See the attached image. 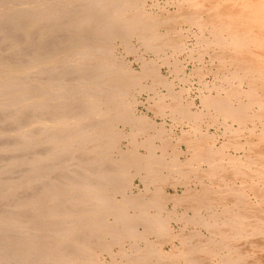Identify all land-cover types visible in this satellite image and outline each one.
Instances as JSON below:
<instances>
[{
    "label": "bare ground",
    "instance_id": "obj_1",
    "mask_svg": "<svg viewBox=\"0 0 264 264\" xmlns=\"http://www.w3.org/2000/svg\"><path fill=\"white\" fill-rule=\"evenodd\" d=\"M51 1L39 14L31 5L8 12L13 0H0V264H97L96 252L114 260L115 248L126 264H264V0H175L173 13H150L141 0H71L75 19L71 4L63 15ZM185 24L199 32L196 59L208 56L218 79L200 112L153 71L156 62L128 72L106 48L118 33L156 55L180 53ZM52 41L78 52L58 58ZM147 77L168 89L152 108L190 125L175 141L126 102ZM116 122L146 133L117 158ZM133 174L144 187L136 196ZM169 202L184 209L180 230L161 218Z\"/></svg>",
    "mask_w": 264,
    "mask_h": 264
},
{
    "label": "rangeland",
    "instance_id": "obj_2",
    "mask_svg": "<svg viewBox=\"0 0 264 264\" xmlns=\"http://www.w3.org/2000/svg\"><path fill=\"white\" fill-rule=\"evenodd\" d=\"M14 1H16V0H13V2H11V6H10V9H8V12H11L14 8L16 9V8H20V7H23V6H26V5H31V6H28V7H34V10H35V12L36 13H39V10L41 9V10H43V11H48L49 10V7H51L53 4H50V2H49V4L47 5V7H45V6H42V4H43V0L41 1V0H28V1H26V0H17V2H14ZM26 1V2H25ZM31 1H33L32 3H31ZM44 1H47V0H44ZM57 0H54V1H51V3H58V6L62 9L61 11H62V14H63V12L65 11L64 9H67L68 7H69V5L68 4H77V6H76V8L75 9H73L74 7L72 6L71 7V5H70V10H69V13L71 14V15H73V18L72 19H75L76 18V16H78V15H76V14H78L77 13V10L79 9L78 7H80L79 5H78V3H76V2H73V1H69V0H58L57 2H56ZM63 1V2H62ZM65 1H66V3H65ZM158 1V3H159V5H158V3H156ZM163 1V2H162ZM165 1L166 0H151V2L149 1V0H145L144 2H143V0H141L140 1V3L142 4V5H144L143 7H146L145 9L148 11V12H152L153 13V10L155 11H157L158 10V8L159 7H161V8H163V6H164V8L162 9V10H165V13H166V11H167V13H173V12H175L176 11V9H177V2L175 1V0H170V1H172V3L173 4H171V2L169 1V0H167L166 2V4H165ZM153 2V3H152ZM170 2V3H169ZM16 3H20V5L19 4H16ZM62 3V4H61ZM145 3V4H144ZM164 3V4H163ZM175 3H176V5H175ZM13 4V5H12ZM22 4V5H21ZM155 6H153V5ZM156 4V5H155ZM162 4V5H161ZM50 5V6H49ZM63 5V6H62ZM64 5H65V7H64ZM68 5V6H67ZM74 5V6H75ZM151 5H152V7H151ZM158 5V6H157ZM54 6V5H53ZM169 6V7H168ZM37 7V8H36ZM44 7V8H43ZM63 7V8H62ZM151 7V8H150ZM156 7H158V8H156ZM47 8H48V10H47ZM46 9V10H45ZM51 9V8H50ZM77 9V10H76ZM149 9V10H148ZM167 9V10H166ZM41 10H40V13H42L41 12ZM64 10V11H63ZM152 10V11H151ZM155 11V12H156ZM72 12H73V14H72ZM74 12H75V14H74ZM78 12H79V10H78ZM39 13V14H40ZM64 15V14H63ZM70 15V16H71ZM72 17V16H71ZM67 19H70V17L68 18V16L66 17ZM65 18V19H66ZM23 20V21H22ZM102 20V19H101ZM100 20V21H101ZM20 21H21V23H23V25H26L25 23H26V21L27 22H29L27 19H20ZM28 24V23H27ZM184 32H183V31ZM188 30V31H187ZM196 28L195 27H191V26H189L188 27V25H182L181 27H179L178 28V31L181 33L182 32V35H183V38H184V41H186V43L188 44H186L185 42V46H186V48L183 50V51H181L179 54L178 53H175V52H173V51H171L170 50V48L167 50V49H165V51H166V53L163 51V52H161V53H163L162 55H161V53L160 54H155V53H153L152 51H148V50H146L144 47H143V44H141L139 41L137 42V40H136V38H132V40L130 39V37L127 39L128 41L126 42V40H122V38H117L119 35H118V33H116L117 34V36H113L112 35V39L110 38V40H108L107 41V46H106V48L108 49V52H109V54L111 53V56H112V62H114V63H117V61H118V63H119V65H123V67L128 71V72H134V73H138V74H141L142 73V71H143V63L145 64V62L147 63V60H148V63H153V61L154 62H156L155 64L156 65H153V71L155 70V69H158V71H159V74L157 73L158 71H154L158 76L159 75H161V77H162V79L163 80H165L166 81V83L167 84H169L170 83V86H171V88H172V90L175 92V90H176V94L178 95L179 94V92L180 91H182L181 93H180V95H181V101L182 102H185V103H188V104H193V105H191L190 106V108H191V111H193V112H200V111H202L203 110V108H202V104L200 103L201 102V96H203L202 94H209V92L211 93V94H213V92H214V90H212V85H215V83H218V79H216L217 77H216V75L214 74L215 72H214V65H213V63L212 62H210L209 61V57L208 56H204V57H202V59H196V57H197V51L199 50V44H198V39H197V36H199V32L197 33L196 32ZM105 33V32H104ZM159 35L161 36V33H165L164 32V29L162 30H160L159 32ZM184 33V34H183ZM191 33V34H190ZM197 33V34H196ZM162 34V35H163ZM105 35H107L106 33H105ZM197 35V36H196ZM184 36H186V37H184ZM115 37L117 38V39H115ZM115 39V40H114ZM113 42H112V41ZM196 40V41H195ZM130 41V42H129ZM123 42V43H122ZM68 41H66V42H64V44H66V45H69V47H70V45H71V48H69V49H67L65 46V48L62 46L61 48L60 47H58V43H57V41H52V43H51V46L53 47H51V46H49V47H51V49H49V52H51V53H54V55L56 56L57 55V53L59 54L60 52V54L59 55H57L56 57H62L64 54H65V52L67 53V52H69L70 54H76V52H78V48H77V46H78V44L77 43H68ZM125 43V44H124ZM127 43V44H126ZM195 43V44H194ZM197 44V46H195ZM141 46V47H140ZM194 46V47H193ZM55 47V48H54ZM75 47V49H73ZM189 47V48H188ZM198 47V48H197ZM58 48H60V49H58ZM64 48V49H63ZM136 48V49H135ZM195 48H197V49H195ZM192 49H194V50H192ZM52 50V51H51ZM72 50V51H71ZM74 50V51H73ZM76 50V51H75ZM144 50H146V51H144ZM54 51V52H53ZM142 51V52H141ZM185 51H186V53H185ZM189 51H192L191 53L193 54H191V53H189ZM73 52V53H72ZM125 52V53H124ZM132 52V53H131ZM151 52V53H150ZM196 52V53H195ZM171 53L172 54H174L175 53V55H171ZM127 54V55H126ZM158 55H159V57H158ZM170 55V56H169ZM195 55V56H194ZM74 56V55H73ZM73 56H71L72 57V59H73ZM137 56V57H136ZM140 56V57H139ZM165 56V57H164ZM166 56H168V57H166ZM185 56V57H184ZM189 56V57H188ZM75 57V56H74ZM188 57V58H187ZM121 58V59H120ZM162 58H165V59H163V61L161 60ZM168 58V59H167ZM192 58V59H191ZM204 58V59H203ZM151 59V60H150ZM189 59H191V60H189ZM145 60V61H144ZM151 62H150V61ZM153 60V61H152ZM164 60H165V64H164ZM176 60V61H175ZM185 60V61H184ZM201 60V61H200ZM203 60V61H202ZM74 61V60H73ZM121 61V62H120ZM198 61H200V63L198 62ZM143 62V63H142ZM176 62V64H178V70L177 71H181L180 73L178 72L176 75H175V70L173 69L174 67H175V65L173 64V63H175ZM187 62V63H186ZM118 63L117 64H115V66H118V68H119V65H118ZM142 63V64H141ZM179 63H181V64H179ZM154 64V63H153ZM158 64V65H157ZM169 64H171V65H169ZM203 64V65H202ZM46 65H47V63L46 62H41V64H39V67H38V72H37V74L36 75H38V76H40L41 77V80H39V82H43L44 81V77L43 76H47V74H45V75H43L44 73H43V70L44 69H46ZM124 65H126V66H124ZM169 65V66H168ZM157 67V68H155V67ZM168 66V67H167ZM202 66H204V67H202ZM42 67H45V68H42ZM180 67V68H179ZM196 67V68H195ZM200 67L202 68V70L200 71L199 69H200ZM117 68V67H116ZM183 68V70H181ZM197 68H198V70H197ZM180 69V70H179ZM193 69H194V71H195V73H194V71H193ZM125 70V71H126ZM193 72H192V71ZM176 71V72H177ZM153 72V73H154ZM174 72V73H173ZM211 72V73H210ZM43 73V74H42ZM154 73V75H156ZM198 73V74H197ZM188 74V75H187ZM201 75V77H199L200 75ZM202 74H203V76H202ZM178 75V76H177ZM199 75V76H198ZM45 76V77H46ZM201 78L200 80L198 79V78ZM203 77V78H202ZM190 78V79H189ZM216 79V80H215ZM184 80V81H183ZM152 77H147V78H143L142 80H141V86L142 87H144V88H142L141 86V88H140V90H138L139 89V87H137L135 90L133 89L129 94H128V96H127V103L128 104H133V109H131L132 110V112H133V115H136L135 116V118H140V117H143V118H149V121L150 120H152V123H154L155 124V127H157V128H160V127H162L163 129H164V131H165V135H166V133H167V136L169 137V138H173L172 139V141H175L178 137L177 136H180L181 135V133L182 132H187L188 130H190V125H188V123L186 122V120L185 119H181V118H178V120H176L175 118L173 119L172 118V116L169 114V113H167L166 111H164L163 113H157L153 108H152V106L154 107V105H155V103L157 102L156 100L159 98L160 99V97H162V98H165V99H167L166 97H167V91H168V89L166 90L165 89V87L166 86H164V87H162V86H159V85H153V84H151L152 83ZM75 81L73 80V83H74ZM205 82H207V83H205ZM71 83V82H70ZM75 83H78V82H75ZM203 83V84H202ZM146 84V85H145ZM70 85V90H72V91H75V89H78V86L75 84V85H73V84H69ZM79 85V84H78ZM143 85H145V86H143ZM149 85H151V86H149ZM177 85H178V87H177ZM158 88H157V87ZM153 87V88H152ZM207 87V88H206ZM73 88H75V89H73ZM149 88H152L151 90L149 89ZM184 88V89H183ZM202 88V89H201ZM211 88V89H210ZM147 89V90H146ZM149 89V90H148ZM188 89V90H187ZM198 89V90H197ZM207 89H209L208 91H206L205 92V90H207ZM157 90V91H156ZM92 91V89L91 88H89V89H86V91H85V93L84 94H86V92L87 93H90ZM141 91H143V92H141ZM147 91V92H146ZM179 91V92H178ZM140 93V94H139ZM188 94V95H187ZM184 95V96H183ZM157 96H159V97H157ZM97 98V99H96ZM95 98V100H94V103H96L97 101H98V97H96ZM152 98V99H151ZM161 98V99H162ZM132 99H134L133 100V102H132ZM153 99H154V101H153ZM130 100H131V102H130ZM139 101V102H138ZM137 103V104H136ZM152 108V109H151ZM202 108V109H201ZM201 109V110H200ZM154 114V115H153ZM168 114V115H167ZM163 115V116H162ZM145 116V117H144ZM147 118V119H148ZM173 119V120H172ZM179 119H181V120H179ZM178 121V122H177ZM182 121V122H181ZM184 122L186 123V124H184ZM182 123V124H181ZM172 124V125H171ZM178 124V125H177ZM123 125V126H122ZM177 125V126H176ZM182 125V126H181ZM130 124H127V126L124 124V123H118V122H116V124L114 125V128H115V130H117V132L118 133H120L121 132V134H119V136H121L120 137V139H118V142L116 143V150H118V151H116L117 153L118 152H124V151H126V150H128V149H130V146H131V144H130V140H132V139H134L135 141H140V140H142L143 139V137L145 136V134L146 133H144L143 134V137H142V134L140 135V134H138V136H134L133 134L135 133V130H136V128L134 129V133L132 132L133 131V128H131L132 126H130ZM203 126V129H206V127H205V124H203L202 125ZM173 127V128H172ZM129 128V129H128ZM170 131H169V130ZM129 130H131V133H130V131ZM173 130V131H172ZM187 130V131H186ZM120 131V132H119ZM168 131H169V134H168ZM209 131L210 132H214L215 131V129L213 128V127H211L210 129H209ZM170 132H172V133H170ZM175 132V133H174ZM128 133H130V135L128 134ZM123 134H124V137H128V138H126V140H124L125 138H123ZM130 136H128V135ZM171 134V135H170ZM134 136V137H133ZM132 137V138H131ZM130 138V139H129ZM140 139V140H139ZM127 142V143H126ZM156 144H158L159 143V141H157V142H155ZM126 144V145H125ZM119 147V148H118ZM118 148V149H117ZM138 151V150H137ZM144 151V149H139V151H138V153H142V154H145V151ZM114 153V156L116 157V156H120L121 155V152H120V154L118 153ZM160 151H158V153L157 154H160L159 153ZM113 156V157H114ZM114 157V158H115ZM117 158V157H116ZM131 175H132V172H131ZM134 177V178H133ZM133 177H132V183H131V190H129L131 193L130 194H133L134 196H136V195H138L139 193H141V192H143V190H144V187H143V184H141V182L139 181V178H137L136 177V174H133ZM170 187V188H169ZM171 186H167V187H165V191L169 194V195H179V194H181V192H182V190H181V188L179 187H177L178 189H174V188H172ZM110 189H112V186H111V188H109L108 187V190H107V192H110V193H114L112 190H110ZM174 189V190H173ZM175 191V192H174ZM118 193H114L113 195H112V200H113V202L115 201V202H119L121 199H122V197L120 196V195H117ZM170 209V210H169ZM183 208L182 209H180V208H174V206L172 205V203H167V205H166V207L164 208V210H163V212H162V215H161V218H162V220L164 221V222H166V223H169V225L167 226V227H169V228H172V230H174V231H177V230H180L181 229V227H182V221H181V219L183 218V217H181L180 216V214H182L183 213ZM166 211V212H165ZM169 211V212H168ZM132 212V213H131ZM167 212H168V214H167ZM174 212V213H173ZM177 212V213H176ZM155 211L153 210V209H150L149 210V213H148V219H149V216H150V219H153L152 217H154L155 216ZM128 214H130V215H133V214H135V211H134V209H130L129 211H128ZM151 214V215H150ZM183 215V214H182ZM191 216V214L189 213L188 214V217H190ZM113 217L111 216V217H109V222L110 221H112L113 219H112ZM167 218H168V220H167ZM178 218V219H177ZM181 218V219H180ZM166 219V220H165ZM175 219V220H174ZM180 219V222L179 221H177V220H179ZM171 220H173V221H171ZM175 221V222H174ZM174 228V229H173ZM180 228V229H179ZM192 228V226L190 227L189 226V228L188 229H191ZM166 248V251H169V247L168 246H166L165 247ZM117 248H115L114 250H113V253L115 254V257H114V260L113 259H111V257H110V255L109 254H107V253H101V252H96V254H95V259H96V261H97V264H126V263H123V262H125L124 260V258L123 257H121V256H118V255H116L117 253ZM99 254H101V256L99 255ZM103 254V255H102ZM122 260H121V259ZM103 260V261H102ZM104 260H105V262H104ZM115 263H114V262ZM121 261V262H120ZM118 262V263H117ZM147 264H151V263H147ZM152 264H154V263H152Z\"/></svg>",
    "mask_w": 264,
    "mask_h": 264
}]
</instances>
